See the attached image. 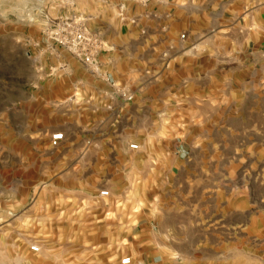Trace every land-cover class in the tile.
Here are the masks:
<instances>
[{
  "label": "rangeland",
  "instance_id": "obj_1",
  "mask_svg": "<svg viewBox=\"0 0 264 264\" xmlns=\"http://www.w3.org/2000/svg\"><path fill=\"white\" fill-rule=\"evenodd\" d=\"M118 3L0 0V264H120L129 247L138 246L141 225L167 227L180 221L171 213V198L180 200L186 194L218 196L220 203L209 205H220L222 212L228 210L230 198L237 210V246L260 243L262 222L264 226L261 59L246 58L243 33H237L242 39L237 45L222 37L215 103L207 96L212 92H203L196 104L173 108L172 120L165 116L157 123L158 137L150 146L163 147L164 141H157L165 135L183 138L192 149L189 162L204 165L191 176L195 182L181 185L185 173L174 180L166 171L167 156L135 155L123 163L121 146L103 139L108 126L90 125L84 121V108L70 102L72 84L85 83L84 65L45 40L53 22L72 14L87 18L89 27L102 35L116 36ZM101 19L109 22L105 31L98 27ZM234 49L241 55L229 59ZM58 131L65 133L66 140L54 146L51 136ZM133 168L139 184L122 185L124 178L132 182ZM101 190H109L110 196L100 197ZM134 207L137 217L132 215ZM245 211L253 218V227L245 224ZM195 217L189 212L187 223ZM168 237L179 240L175 235L162 236ZM199 238L190 235L191 241ZM34 245L39 252L32 251Z\"/></svg>",
  "mask_w": 264,
  "mask_h": 264
},
{
  "label": "crops",
  "instance_id": "obj_2",
  "mask_svg": "<svg viewBox=\"0 0 264 264\" xmlns=\"http://www.w3.org/2000/svg\"><path fill=\"white\" fill-rule=\"evenodd\" d=\"M133 8L128 11L129 20L116 23V36L103 35L105 46L99 62L102 71H109L134 94V100L128 103L115 96L105 81L98 80L84 66L85 83L72 84L70 102L84 108V121L88 120L90 125L108 126L103 139L121 146L123 163L135 155L167 156L169 175L175 180L185 173L186 181L182 180L181 185H191L195 182L191 176L204 165L189 162L192 149L184 144L183 138L176 140L165 135L157 141L163 140V147L150 146L158 137L157 123L165 116L172 120L173 108L196 104L203 98V92H212L207 96L215 103V92H220L222 37L237 45L242 40L237 33H243V42L251 49H247L246 58H260L264 74V0H162L145 7L134 4ZM131 17L137 21L134 23ZM106 20L101 19L98 27H109ZM226 31L228 34H221ZM182 33H187L186 40L180 39ZM238 55L241 54L234 49L228 58L236 59ZM131 143L139 144L143 152L131 150ZM136 171L137 168L132 169V182L124 178L122 185H138L140 176L137 177ZM171 200V213L180 221L167 227H161L160 223L141 225L138 246H130L128 250L130 264H264L263 222L260 243L244 242L237 246V210L231 206L230 198L225 212L220 205L217 208L209 205L220 203L218 196L186 194L180 200L176 196ZM191 211L196 217L189 224L186 220ZM132 215L138 216L135 207ZM247 215L245 211V224L253 227V218ZM194 233L201 239L191 241L190 235ZM169 235L179 240L162 238Z\"/></svg>",
  "mask_w": 264,
  "mask_h": 264
},
{
  "label": "built area",
  "instance_id": "obj_3",
  "mask_svg": "<svg viewBox=\"0 0 264 264\" xmlns=\"http://www.w3.org/2000/svg\"><path fill=\"white\" fill-rule=\"evenodd\" d=\"M162 0H119L118 15L121 21L130 19L129 5L136 4L148 6L151 3H161ZM135 23L137 20L131 17ZM48 27L45 34V40L49 45L61 48L69 52L73 57L79 60L92 74L101 77L112 89L113 94L124 102H132L135 98L134 94L122 86L110 73L103 72L99 62L100 55L104 49L105 43L103 35L94 31L88 25V20L75 14L71 16L57 19ZM181 40L187 39V33L180 34ZM65 140L63 132L58 131L52 134L51 141L54 146H58ZM131 150L138 151L140 145L137 143L129 144ZM100 197L107 198L110 196L109 190H101ZM32 251L39 252L40 247L34 245ZM122 264H130L131 257L126 256L121 260Z\"/></svg>",
  "mask_w": 264,
  "mask_h": 264
}]
</instances>
